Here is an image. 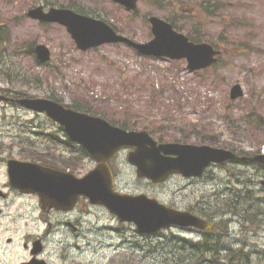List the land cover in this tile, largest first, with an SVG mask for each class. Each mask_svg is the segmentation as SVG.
Masks as SVG:
<instances>
[{
    "label": "rangeland",
    "instance_id": "1",
    "mask_svg": "<svg viewBox=\"0 0 264 264\" xmlns=\"http://www.w3.org/2000/svg\"><path fill=\"white\" fill-rule=\"evenodd\" d=\"M72 1L96 10L102 19L138 42H148L154 37L149 16L165 19L172 16L178 29L186 34L196 33L202 36L200 39L226 49L228 54L222 57L217 68L191 72L185 60L142 56L126 45H105L82 52L65 27L42 24L27 16L34 4ZM158 1H140L139 11L133 16L110 0H0V25H4L0 38L6 35L5 31L10 34L8 40L0 39V70L11 74V79L6 80L0 73V89H21L40 97L54 95L65 104L82 101L101 115L133 125L137 130L148 128L167 141L179 139L196 144L235 145L244 150L264 149V0ZM206 9L212 14L207 15ZM31 44L50 47L52 59L47 66L37 62L29 48ZM235 47L243 53L233 55L230 49ZM237 83L243 87L244 96L233 101L231 88ZM185 118L199 122L200 129L190 130ZM37 131L42 133L37 144L44 146L45 135L57 133L59 127L43 114L0 100V160L25 159V151L32 147L24 137ZM55 137H49L50 141L55 143ZM113 165L117 173L116 190L147 193L178 209L200 208L215 189H222L217 181L231 172L226 167H214L202 179L176 175L154 185L137 178L126 152L119 154ZM94 166L93 160L79 163L74 166L76 175L82 176ZM237 169L240 168L236 167L235 172ZM7 180V168L0 161V186ZM1 207H6L8 214L0 220L2 247L14 253L12 264H18L29 255L22 243L29 233L44 229L47 215L42 217L37 201L30 199H18L5 206L0 203ZM78 209L75 216L81 222L80 231L76 233L67 228L66 232L51 235L47 242L46 248L56 261H66L59 245L67 238L70 243L81 246V249H71L69 264H143L144 255L151 264H177L184 238L198 241L196 235L177 228L162 230L145 239L135 224L119 222L103 206L86 203ZM81 210L88 211L80 215ZM260 217L263 220L264 216ZM68 218L56 216L54 227L58 222L66 224ZM257 225L258 221L253 220L246 226V232L253 229L263 239L245 235V227L234 225L235 238L243 243L253 242L251 250L237 251L238 264H264V227L260 231ZM7 238L16 244L9 246L5 242Z\"/></svg>",
    "mask_w": 264,
    "mask_h": 264
},
{
    "label": "water",
    "instance_id": "2",
    "mask_svg": "<svg viewBox=\"0 0 264 264\" xmlns=\"http://www.w3.org/2000/svg\"><path fill=\"white\" fill-rule=\"evenodd\" d=\"M128 9H136L138 0H116ZM33 18L43 21H57L68 27L76 40L78 47L88 49L106 42L127 41L136 46L145 54L165 55L172 58L186 57L191 69H199L211 65L216 52L208 44L195 45L190 43L184 36L176 34L172 27L158 18H152L153 29L156 39L145 45H136L115 33L107 24L88 17L80 16L67 9H51L44 13L42 7L31 10L29 13ZM39 57L46 60L49 51L45 46H38ZM242 95L241 87L236 85L232 97ZM20 102L29 108L45 111L54 120L65 126L66 131L74 139L83 142L100 161L99 169L87 180L76 184V193L89 194L94 202L107 205L121 219L133 220L140 225L143 231H156L160 227L171 223H178L177 219L182 215L166 209L154 199L145 196L132 197L127 195H116L111 191V178L105 166L107 158L121 147L135 146L136 151L132 153L130 160L138 165L140 175L151 177L155 182H162L171 173H182L186 176L201 175L211 162H223L230 157V153L224 149L210 146H192L175 143L158 144L147 132H126L120 128L111 126L106 121L92 118L85 114L67 110L63 106L45 99H25ZM150 145V148L147 147ZM169 155H176L172 157ZM24 167L34 165L24 164ZM108 174V178L106 175ZM44 178L43 187H53L55 191L65 188L73 192L71 182L64 181L48 183ZM64 185H53L62 183ZM27 185L34 182L27 181ZM53 185V186H52ZM39 188L40 186L37 185ZM44 205H55L54 198L43 195Z\"/></svg>",
    "mask_w": 264,
    "mask_h": 264
},
{
    "label": "flooded vegetation",
    "instance_id": "3",
    "mask_svg": "<svg viewBox=\"0 0 264 264\" xmlns=\"http://www.w3.org/2000/svg\"><path fill=\"white\" fill-rule=\"evenodd\" d=\"M17 193L20 194L19 192H17ZM51 212L52 211L46 212V213H51ZM52 216H53V214L51 213L49 215L48 219H47V228L49 227V229L45 232V234L41 235V236H36V237L30 238L29 239L30 241H26L24 246H26V249H28L29 253L32 254V249H31L32 246H30V244L32 245L35 240L41 239L44 242V248H42V250L40 252L41 253L40 257L43 258V259H46L49 264H56L55 261H54V258L52 257V254L47 250V248L45 246L47 244L48 239H49V235L53 234V232L55 231L53 222L51 220ZM65 223H66V225L65 224H61V222H58V224H57V225L61 226L62 231H65V226H67V225L72 226L71 221H66ZM50 228H52V230ZM59 232H60V229L58 227L57 233H59ZM67 239H69V238H67ZM74 246H77L76 243H74ZM70 247H71L70 244H68V245L67 244H63V248L62 249H64V251H67L65 253L64 257H63L66 260L65 264H68L67 259L70 258V253H69L70 252ZM2 255L6 256V255H10V254L7 253V252H4Z\"/></svg>",
    "mask_w": 264,
    "mask_h": 264
},
{
    "label": "trees",
    "instance_id": "4",
    "mask_svg": "<svg viewBox=\"0 0 264 264\" xmlns=\"http://www.w3.org/2000/svg\"><path fill=\"white\" fill-rule=\"evenodd\" d=\"M69 7H72V8H73V6H71V5H69ZM75 10L78 11V12H80V13H91L90 11L83 10V8L81 9V8H79V7H75ZM73 107L76 108V109H79V110H83V111H91L90 108H89L88 106H80V105L77 106V105H74V104H73ZM112 122H113V121H112ZM121 125H122L123 127H125V128H128V125H127L126 123H122ZM214 241H215V240H214ZM212 253H213V252H212ZM196 254H197V250L194 251V256H193V257L195 258V260H197V259H196ZM210 257H211L212 260L216 259L215 256H214L213 254H211ZM234 257H235V256H234ZM235 258L238 259L237 257H235Z\"/></svg>",
    "mask_w": 264,
    "mask_h": 264
}]
</instances>
